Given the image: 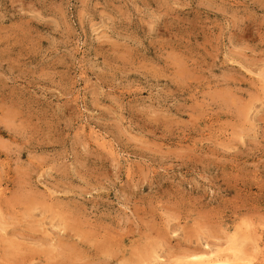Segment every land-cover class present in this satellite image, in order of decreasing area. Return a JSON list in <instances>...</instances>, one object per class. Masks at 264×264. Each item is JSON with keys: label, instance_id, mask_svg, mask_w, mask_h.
Wrapping results in <instances>:
<instances>
[{"label": "rangeland", "instance_id": "374dc122", "mask_svg": "<svg viewBox=\"0 0 264 264\" xmlns=\"http://www.w3.org/2000/svg\"><path fill=\"white\" fill-rule=\"evenodd\" d=\"M233 236L264 264V0H0V264Z\"/></svg>", "mask_w": 264, "mask_h": 264}, {"label": "bare ground", "instance_id": "6f19581e", "mask_svg": "<svg viewBox=\"0 0 264 264\" xmlns=\"http://www.w3.org/2000/svg\"><path fill=\"white\" fill-rule=\"evenodd\" d=\"M247 232V231H246ZM225 234V233H224ZM257 235V234H256ZM252 237V235H251ZM257 237V236H256ZM259 237V236H258ZM226 238V236H225ZM254 238V236H253ZM227 239V238H226ZM225 239V240H226ZM224 242V241H223ZM226 242V241H225ZM256 243V241H255ZM225 244V243H224ZM205 245V243L203 244ZM219 246V244H217ZM245 245V244H244ZM243 245V246H244ZM253 245V243H252ZM250 245V246H252ZM208 246V245H207ZM224 246V245H223ZM246 246V245H245ZM204 247V246H203ZM202 247V249H203ZM242 247V246H241ZM253 247V246H252ZM217 248V247H215ZM246 248V247H245ZM251 248V247H250ZM243 249V248H242ZM211 250V249H210ZM202 250L201 252H196V253H186V255H184L183 253V260L180 261V264H244L245 263V259L243 258V251L240 249L239 247V244H238V239L237 237L233 236L230 238V244L228 246L227 249H225L224 253H225V256L226 258L225 259H222L221 257H219V255L222 253L219 252L220 254H216L214 253L213 250ZM215 250V249H214ZM199 251V249H198ZM222 251V250H221ZM247 253V252H246ZM252 253V252H250ZM249 257H251L250 254H248ZM152 256L151 254L149 255V257ZM155 256V254H154ZM224 256V257H225ZM167 257V256H166ZM181 257V256H180ZM148 258V257H147ZM151 258H154L153 256ZM156 258V257H155ZM159 258V257H158ZM248 258V257H247ZM252 258V257H251ZM146 259V258H144ZM153 260V259H151ZM160 260V259H159ZM159 260H156V261H159ZM147 261V260H146ZM155 261V262H156ZM262 261V260H260ZM154 262V261H153ZM152 262V263H153ZM154 262V263H155ZM176 262V261H173V263ZM145 263V262H144ZM250 263V262H249ZM263 263V261H262ZM146 264H149V263H146ZM248 264V263H247Z\"/></svg>", "mask_w": 264, "mask_h": 264}]
</instances>
